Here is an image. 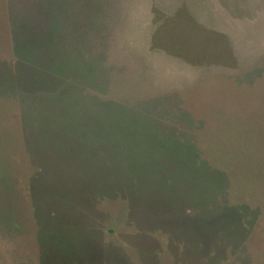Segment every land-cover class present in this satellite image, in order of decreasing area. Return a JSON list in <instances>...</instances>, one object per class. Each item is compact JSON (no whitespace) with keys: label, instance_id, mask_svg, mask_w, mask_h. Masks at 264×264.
Returning <instances> with one entry per match:
<instances>
[{"label":"rangeland","instance_id":"obj_1","mask_svg":"<svg viewBox=\"0 0 264 264\" xmlns=\"http://www.w3.org/2000/svg\"><path fill=\"white\" fill-rule=\"evenodd\" d=\"M0 264H264V0H0Z\"/></svg>","mask_w":264,"mask_h":264}]
</instances>
